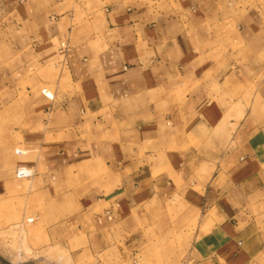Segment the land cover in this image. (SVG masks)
Masks as SVG:
<instances>
[{
  "label": "crops",
  "instance_id": "0c3cea01",
  "mask_svg": "<svg viewBox=\"0 0 264 264\" xmlns=\"http://www.w3.org/2000/svg\"><path fill=\"white\" fill-rule=\"evenodd\" d=\"M3 220L1 264L72 240L94 264H252L264 0H0Z\"/></svg>",
  "mask_w": 264,
  "mask_h": 264
},
{
  "label": "rangeland",
  "instance_id": "374dc122",
  "mask_svg": "<svg viewBox=\"0 0 264 264\" xmlns=\"http://www.w3.org/2000/svg\"><path fill=\"white\" fill-rule=\"evenodd\" d=\"M17 205L22 206L21 203H16ZM35 205H37V203H33ZM39 204H42V206H44V202L41 203L39 202ZM18 210H16V212H18ZM42 212V211H40ZM13 213V212H12ZM13 220V219H12ZM35 219H33L32 217H28L26 218V221H24L23 223H29V222H34ZM4 220L2 221V223H0V228H2L4 226ZM23 231V230H22ZM31 231V230H30ZM29 232V231H27ZM24 234V231H23ZM17 238L16 235H9L6 236L5 240H4V235H0V239L3 241H9L10 242ZM0 240V241H1ZM72 240V239H71ZM76 242V240H72L70 242H68L67 244H65V246H58V247H54L53 249H51V251L49 252V256L47 257V260L45 258V256L40 257L38 259H29L28 260V264H94L95 260L93 258L90 259H84L83 257L85 255H83V251H78L75 248H77V246L73 245L72 243ZM37 256L33 255V251H32V255L34 257H38L42 252L38 251L37 252ZM146 256H138L139 260L134 261L133 262V258H128L125 257L123 258L122 255H118V257L113 258L112 259V263H110V257L108 258H103L105 260L104 264H185L183 261H175L173 258L175 256V254H177V252L174 251H169V250H162V251H157V250H153V251H149V252H145ZM83 255V256H81ZM79 256H81V258L79 259ZM102 257V256H101ZM252 264H264V252L262 254H260L254 261Z\"/></svg>",
  "mask_w": 264,
  "mask_h": 264
},
{
  "label": "built area",
  "instance_id": "2783aa9c",
  "mask_svg": "<svg viewBox=\"0 0 264 264\" xmlns=\"http://www.w3.org/2000/svg\"><path fill=\"white\" fill-rule=\"evenodd\" d=\"M33 175V172L29 169V168H22V167H19L17 170H16V176L18 178H29L30 176ZM1 264V263H0Z\"/></svg>",
  "mask_w": 264,
  "mask_h": 264
}]
</instances>
